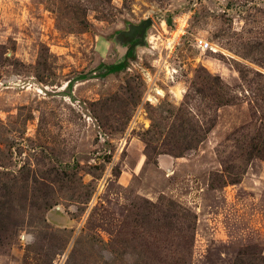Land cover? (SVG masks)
<instances>
[{"label": "rangeland", "instance_id": "obj_1", "mask_svg": "<svg viewBox=\"0 0 264 264\" xmlns=\"http://www.w3.org/2000/svg\"><path fill=\"white\" fill-rule=\"evenodd\" d=\"M258 144L264 0H0V264H264Z\"/></svg>", "mask_w": 264, "mask_h": 264}, {"label": "trees", "instance_id": "obj_2", "mask_svg": "<svg viewBox=\"0 0 264 264\" xmlns=\"http://www.w3.org/2000/svg\"><path fill=\"white\" fill-rule=\"evenodd\" d=\"M122 66H115L112 68L113 72L118 71ZM263 148V149H262ZM255 153H257L256 155H260L261 158H264V146H262L261 144H258L255 148H254ZM259 156V157H260ZM261 259L264 262V257L262 256Z\"/></svg>", "mask_w": 264, "mask_h": 264}, {"label": "built area", "instance_id": "obj_3", "mask_svg": "<svg viewBox=\"0 0 264 264\" xmlns=\"http://www.w3.org/2000/svg\"><path fill=\"white\" fill-rule=\"evenodd\" d=\"M209 45L210 44L208 42H206L205 44L202 45V48L203 49H208L209 48Z\"/></svg>", "mask_w": 264, "mask_h": 264}, {"label": "water", "instance_id": "obj_4", "mask_svg": "<svg viewBox=\"0 0 264 264\" xmlns=\"http://www.w3.org/2000/svg\"><path fill=\"white\" fill-rule=\"evenodd\" d=\"M152 24V20H147L146 21V25H145V27H148V26H150Z\"/></svg>", "mask_w": 264, "mask_h": 264}, {"label": "bare ground", "instance_id": "obj_5", "mask_svg": "<svg viewBox=\"0 0 264 264\" xmlns=\"http://www.w3.org/2000/svg\"><path fill=\"white\" fill-rule=\"evenodd\" d=\"M179 95V94H178Z\"/></svg>", "mask_w": 264, "mask_h": 264}]
</instances>
